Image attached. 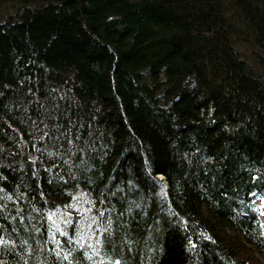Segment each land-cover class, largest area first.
<instances>
[{
    "label": "trees",
    "instance_id": "1",
    "mask_svg": "<svg viewBox=\"0 0 264 264\" xmlns=\"http://www.w3.org/2000/svg\"><path fill=\"white\" fill-rule=\"evenodd\" d=\"M263 205L264 0H0V264H264Z\"/></svg>",
    "mask_w": 264,
    "mask_h": 264
},
{
    "label": "water",
    "instance_id": "2",
    "mask_svg": "<svg viewBox=\"0 0 264 264\" xmlns=\"http://www.w3.org/2000/svg\"><path fill=\"white\" fill-rule=\"evenodd\" d=\"M160 177H163V175H159Z\"/></svg>",
    "mask_w": 264,
    "mask_h": 264
},
{
    "label": "bare ground",
    "instance_id": "3",
    "mask_svg": "<svg viewBox=\"0 0 264 264\" xmlns=\"http://www.w3.org/2000/svg\"><path fill=\"white\" fill-rule=\"evenodd\" d=\"M162 175V174H161Z\"/></svg>",
    "mask_w": 264,
    "mask_h": 264
},
{
    "label": "rangeland",
    "instance_id": "4",
    "mask_svg": "<svg viewBox=\"0 0 264 264\" xmlns=\"http://www.w3.org/2000/svg\"><path fill=\"white\" fill-rule=\"evenodd\" d=\"M259 201V200H258Z\"/></svg>",
    "mask_w": 264,
    "mask_h": 264
}]
</instances>
